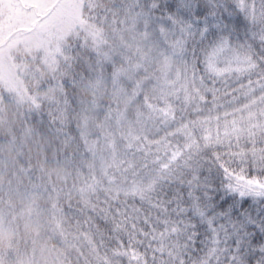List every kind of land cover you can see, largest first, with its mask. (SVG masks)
<instances>
[{
    "label": "trees",
    "instance_id": "trees-1",
    "mask_svg": "<svg viewBox=\"0 0 264 264\" xmlns=\"http://www.w3.org/2000/svg\"><path fill=\"white\" fill-rule=\"evenodd\" d=\"M190 2L198 4L201 12L223 13L237 23V29L226 34L230 35L226 44L230 52L221 57L215 71L208 70L202 56L198 63L194 60L193 69L188 53L193 99L186 110L184 101L178 104L177 116L185 122L189 113L197 126L192 116L196 109L201 120L209 117L213 131H181L188 138L189 132L194 133L196 144H190L166 174L156 176L152 189L142 197H124L102 188L95 177L96 158L85 141L87 114L95 104L79 79H90L89 84L94 80L89 65L97 60L93 56L98 31L89 26L78 31L71 40L73 60L49 64L47 75L36 61L16 90L0 85V264H185V246L190 242L165 231L162 219L157 221V205L167 198L165 193L170 195V186L202 156L214 175L227 167L230 173L247 178L264 165V144L259 140L264 126L261 0ZM132 3L87 0L84 16L90 24L115 28L125 13L123 8L128 10ZM186 37L191 49L194 40L188 33ZM39 86L47 90L44 99L38 96ZM142 132L154 131H137ZM169 132L178 138L177 131H163ZM251 132L257 133L255 145ZM143 137L133 145L141 144ZM130 153L118 150L122 170ZM83 241L88 243L86 253L81 251Z\"/></svg>",
    "mask_w": 264,
    "mask_h": 264
},
{
    "label": "rangeland",
    "instance_id": "rangeland-1",
    "mask_svg": "<svg viewBox=\"0 0 264 264\" xmlns=\"http://www.w3.org/2000/svg\"><path fill=\"white\" fill-rule=\"evenodd\" d=\"M131 1L134 4L128 10L123 8L118 26L103 28L90 24L84 16L87 0H0V85L16 90L36 61L47 75L49 64L73 60L71 40L78 31L87 26L98 31L93 56L97 60L89 65L94 80L89 84L90 79H79L95 104L87 114L85 141L96 158L95 177L102 188L124 197H142L152 189L156 176L166 174L189 151V145L196 144L194 133L189 132L188 138L181 131L206 134L213 126L208 125L209 117L201 120L196 109L192 116L197 126L189 113L185 122L177 116L178 104L184 101L186 110L193 99L189 57L180 53L187 45V32L181 36L159 23L166 10L148 14L156 0ZM39 88L38 96L44 99L47 90ZM47 102L54 103L52 99ZM163 131H177L178 138ZM141 137L142 143L133 145ZM119 149L131 151L125 156L128 163L123 170ZM122 176L124 179L119 178ZM87 244H80L81 251L86 253Z\"/></svg>",
    "mask_w": 264,
    "mask_h": 264
},
{
    "label": "snow or ice",
    "instance_id": "snow-or-ice-1",
    "mask_svg": "<svg viewBox=\"0 0 264 264\" xmlns=\"http://www.w3.org/2000/svg\"><path fill=\"white\" fill-rule=\"evenodd\" d=\"M261 8L264 10V0ZM199 9L190 0H165L153 3L148 14L166 10L159 23L181 36L187 32L194 40L191 49L186 44L181 47V55L186 57L191 51L197 63L202 56L212 72L221 57L229 54L226 44L230 35L226 34L235 31L237 23L223 13ZM249 135L255 145L257 133ZM259 140L264 144V126L260 127ZM261 151L264 153V148ZM205 159H194L187 175L170 186V195L165 193L167 198L157 205V221L162 219L165 231H174L190 242L185 246V264H264V165L247 178L230 173L227 167L214 175Z\"/></svg>",
    "mask_w": 264,
    "mask_h": 264
}]
</instances>
